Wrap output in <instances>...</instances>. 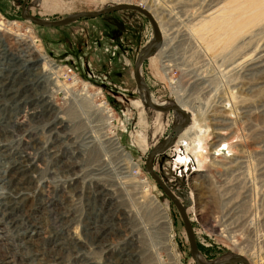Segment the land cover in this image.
Instances as JSON below:
<instances>
[{"label": "rangeland", "instance_id": "374dc122", "mask_svg": "<svg viewBox=\"0 0 264 264\" xmlns=\"http://www.w3.org/2000/svg\"><path fill=\"white\" fill-rule=\"evenodd\" d=\"M22 2L0 0V33L9 39L10 49L16 45L14 38L34 39L35 48L58 68L59 72L52 71L58 73L48 87L61 86L62 90H55L52 97L53 108L65 113L69 142L76 145L88 132L93 136L111 132L131 160L121 166L126 169L122 175L100 170L116 169L121 163L115 152L101 147L102 140L97 136L99 147L84 152L75 170L77 188L82 179L92 177L95 181L91 189H77L76 194L73 190V194L65 195L67 200L57 197L55 200L67 204L66 209L58 206L57 213L65 214L70 204H75L78 217L82 208L76 201L79 193L85 199L88 193L104 189L121 214L126 231L104 230L101 226L95 229L120 243L124 235L140 231L133 264H159L157 257L163 259L172 248L170 227L181 263L194 264L176 209L144 169L148 155L164 143L176 124L175 113H157L140 104L143 91L132 77L135 61L154 38L149 22L135 12H116L60 28H40L21 18ZM127 2L147 9L162 34L160 44L140 68L141 80L153 102L180 107L191 124L198 116L190 107H198L204 115L201 119L207 132L197 138V149L177 141L153 162V171L186 208L199 260L212 264L237 256L248 264H264V0L123 3ZM106 5L105 0H28L26 12L38 20L53 22L78 13L101 12L110 8ZM82 86L90 96L87 102L78 101L83 97ZM137 102L139 105H133ZM99 103L109 107L110 119L96 109ZM17 122H27L25 114H20ZM46 136L41 135L40 141ZM58 145L59 140L52 144L55 154L48 162L60 159ZM2 146L10 148L9 142ZM27 167L34 169V188L28 187L25 192V211L32 219L34 190L48 202L46 184L52 188L60 184L62 176L70 175L60 172V179H52L42 163L38 169ZM3 194L0 190V196ZM152 199L165 211L170 221L168 230L150 206ZM54 217L47 221L48 226ZM13 218L8 215V219ZM95 219L96 215L89 216V229L94 230ZM47 225L42 226L41 238H47ZM3 227L0 223V229ZM83 227L69 223L68 236L84 243ZM2 235L10 245L21 244L14 237L15 228L5 229ZM90 236L93 240L95 234ZM15 250L14 260L29 264L22 250ZM90 250V261L98 262V248L91 246ZM106 258L103 264H109Z\"/></svg>", "mask_w": 264, "mask_h": 264}, {"label": "bare ground", "instance_id": "6f19581e", "mask_svg": "<svg viewBox=\"0 0 264 264\" xmlns=\"http://www.w3.org/2000/svg\"><path fill=\"white\" fill-rule=\"evenodd\" d=\"M120 5L133 4L127 2ZM120 5H116L115 7ZM135 6L149 12L147 9L141 7V5ZM151 16L153 17L152 14ZM12 40L16 45L10 49L9 39L0 33V190L4 191V194L0 196V216L2 221L0 223H3L4 226L0 229V264H20L14 260L15 248L22 250V257L28 259L29 264H93L90 261L89 252L91 251V246L97 247V239L100 238V234H98L95 228L101 226L104 230L112 228V230L114 229L118 232L124 229L126 231L125 222L121 218V214L113 207L107 191L101 188L88 193L85 199L82 192L79 193L76 201L82 208L81 214L78 217L73 209L75 204H70L67 213L58 214V206L64 209L67 208V204L58 201V199L64 198V200H67L68 196L66 197L65 195L73 194V190L75 191L74 194H76L77 189H91V183L95 181L92 177L82 179L81 187L77 188L78 176H75V170L78 168V158L84 152L88 149H93L94 146L95 150L99 147V142L97 143L96 141L99 139L97 136H100L102 140L100 141L103 143H101V147L115 152L121 163L116 169L103 167L100 170H111L112 175H122L126 169H123L121 166L125 165L124 162L129 164L131 162L130 157L120 147L117 139L111 132H105L103 135H99L98 133L97 136L96 134L93 136V133L88 132V134L83 135L84 137L76 145L70 143L65 134V131L69 128L68 123L64 120L65 113L63 111L57 112L53 108L52 97L56 94L55 90H62L61 86L55 84L53 88L48 87L53 81V75L59 72L58 68L52 66V64L50 65L41 50L35 48L34 43L36 41L34 39L14 38ZM43 63L47 67H44ZM46 68L49 69V73L48 71L45 72ZM54 69L58 72H52ZM81 92L83 93V97H79L78 101L87 102L90 96L87 95L85 86H82ZM143 92L141 93L142 99L140 104L146 106V98ZM74 97L78 96L75 95ZM151 101L153 102L152 97ZM153 103L162 108H180L167 102ZM133 105L137 106L139 102ZM107 107L103 103L96 105V109L98 108L100 113H104L110 119L111 112L108 109L109 107ZM195 111L198 117L192 124L189 117L188 126L176 137L175 144L178 141L182 146H193V149H197L196 137L205 135L204 133L207 130L203 124L204 121L201 119L204 116L202 110L196 107ZM173 113L176 114V124L174 125L182 123L183 117L179 113ZM20 114H25L27 122L24 124L17 122V117ZM188 132L194 133L193 139L184 138L185 133ZM43 134H47V136L43 141H40V136ZM56 140H59L57 149L60 153V159L58 160L56 157L57 160L48 162L53 153L55 154L54 149L56 147H52V144ZM5 142H9L10 148L2 146V143ZM163 155H157L156 157ZM41 163L45 166L46 172L52 179H60V172L68 173L70 176L66 178L62 176L64 179L60 184L57 186L53 185L52 188L50 187L51 184H46V192L50 194L48 202L47 199H44L42 193L34 190V216L30 219L27 216V211H25V192L28 187L32 186L34 188V181L31 179L34 169L31 170L27 165H32L35 169H38L37 165ZM53 174H56V176H52ZM169 191L171 192L170 189ZM171 194L175 196L173 192ZM57 197L58 199L55 200ZM175 198L177 199L176 196ZM152 205L154 207L152 209L157 211L160 216V223L168 230L170 221L165 211L153 199L150 206ZM8 215H14L15 218L8 219ZM90 215H96L93 226L94 230L89 229V225L86 222L89 220ZM52 216L55 217L50 220L48 226L47 221ZM71 222L82 224L85 227L82 228L84 230L81 233L84 236L83 246L80 244V240L74 242L68 236L69 223ZM43 225L48 226V228L45 227L47 229V238H41ZM7 228L16 229L14 237L19 238L21 244L10 245L4 241L6 235L2 234ZM171 230L172 227H170L169 233L172 248L169 247V253L164 254L167 261H164L160 256L157 257L159 264H182L180 255L172 242ZM92 234H95L93 240L90 236ZM140 234L141 232L139 231L136 233L131 232V236L124 235L123 238L121 237L123 242H119V244L109 243L108 240L107 243H104L106 246H102L101 253L107 257L109 264H133L136 261L135 249L138 248L136 240H138V235ZM94 240H96V243ZM99 248L100 245L97 251H99ZM95 253L98 252L95 251ZM236 258L234 257L233 259Z\"/></svg>", "mask_w": 264, "mask_h": 264}, {"label": "water", "instance_id": "95a60500", "mask_svg": "<svg viewBox=\"0 0 264 264\" xmlns=\"http://www.w3.org/2000/svg\"><path fill=\"white\" fill-rule=\"evenodd\" d=\"M27 3H28V0H23L21 4V7H20L21 18L40 28H60V27L67 26L71 23L77 22L81 19H95L101 16H105V15H109V14H113V13L121 12V11H132V12L138 13L139 15L143 16L149 22L153 30V33H154V38L150 42V44L141 52L140 56L137 58V60L134 63V68H133V73H132L134 83L137 88L142 89L144 91L145 98H146L145 105L147 108L157 113H169V112L179 113L183 117V121L182 123L173 125L164 143L158 148H156L155 150H153L148 155L144 169H145L146 174L151 178V180L157 185V187L163 192L166 198L172 203V205L176 209L180 217L181 224L183 226V230H184L186 240L188 243V255L190 259L193 261L194 264H203L201 263V261L199 260L197 256V248H196V243H195V238H194V232H193L192 225L185 212L186 211L185 206L182 205L175 198L173 194H171V192L166 187V185L160 180V178L153 171V161L155 157L157 155H163L174 145L176 137L179 136L183 132V130L188 126L189 116H187L186 113L182 109L177 108V107H163L162 108V107L156 106L151 101V96H150L148 88L144 85L143 81L141 80L140 68L142 64L152 56L154 49L156 48L157 45L160 44L161 39H162L161 32L159 31V28L155 20L151 16V14L147 12L146 10H143L140 7L135 6V5H120V6L113 7V8H110V9H107L101 12H97V13L95 12L78 13L75 15H71L61 21L48 22V21L38 20L37 18L28 15V13L26 12ZM212 264H248V263L243 258L239 257V258L232 259L229 261L215 262Z\"/></svg>", "mask_w": 264, "mask_h": 264}, {"label": "built area", "instance_id": "2783aa9c", "mask_svg": "<svg viewBox=\"0 0 264 264\" xmlns=\"http://www.w3.org/2000/svg\"><path fill=\"white\" fill-rule=\"evenodd\" d=\"M105 1H107V4L108 5H106L105 7H113V6H116V5H120V4H123V2H126V1H131V0H105ZM172 224V223H171ZM172 230H173V228H172ZM221 232V231H220ZM113 238V239H111V238ZM110 237H106L105 238V236H103V235H100V238H98L97 239V248L99 247V245H100V248H99V254H98V258H99V261L97 262V261H93V264H103L102 263V260H103V258H104V254H101V251H102V246H106V244H104V243H107V241L109 240V243H112V244H119V241L115 238V237H113V236H110ZM114 240L115 241H118L117 243H115L114 242ZM175 239H174V236H172V242H175L174 241ZM75 242V241H74ZM94 242L96 243V240H94ZM201 242H202V240H201ZM200 242V243H201ZM82 246H83V244L84 243H80ZM173 245H174V243H173ZM174 247H175V245H174ZM93 249V248H92ZM72 252H74V251H72ZM234 256V255H233ZM237 257V256H236ZM226 258V257H225ZM107 259V258H106ZM180 259H181V257H180ZM224 259V258H223ZM163 260H165V261H167V258H166V256H163Z\"/></svg>", "mask_w": 264, "mask_h": 264}, {"label": "crops", "instance_id": "0c3cea01", "mask_svg": "<svg viewBox=\"0 0 264 264\" xmlns=\"http://www.w3.org/2000/svg\"><path fill=\"white\" fill-rule=\"evenodd\" d=\"M121 12H132V11H121ZM134 13V12H133ZM135 14V13H134ZM191 108V111H194L196 109V107H190ZM199 137V136H198ZM196 137V139L198 138ZM184 138H187V139H193L194 138V133H191V132H188V133H185L184 135ZM198 145H199V142H198Z\"/></svg>", "mask_w": 264, "mask_h": 264}]
</instances>
